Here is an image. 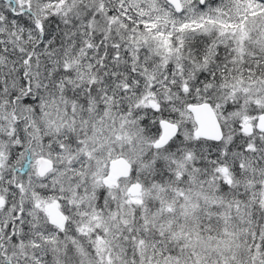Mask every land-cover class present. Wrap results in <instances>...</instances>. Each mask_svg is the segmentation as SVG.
I'll list each match as a JSON object with an SVG mask.
<instances>
[{
  "label": "snow or ice",
  "instance_id": "snow-or-ice-1",
  "mask_svg": "<svg viewBox=\"0 0 264 264\" xmlns=\"http://www.w3.org/2000/svg\"><path fill=\"white\" fill-rule=\"evenodd\" d=\"M0 264H264V0H0Z\"/></svg>",
  "mask_w": 264,
  "mask_h": 264
}]
</instances>
